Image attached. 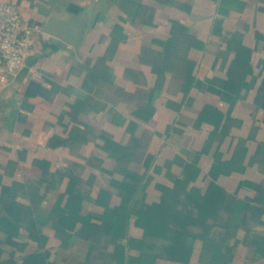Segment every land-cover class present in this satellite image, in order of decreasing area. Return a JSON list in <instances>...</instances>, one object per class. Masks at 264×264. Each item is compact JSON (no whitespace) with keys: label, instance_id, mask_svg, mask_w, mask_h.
Segmentation results:
<instances>
[{"label":"crops","instance_id":"crops-1","mask_svg":"<svg viewBox=\"0 0 264 264\" xmlns=\"http://www.w3.org/2000/svg\"><path fill=\"white\" fill-rule=\"evenodd\" d=\"M2 1L37 31L26 68L0 73V196L12 189L21 211L18 229L0 227V264H117L97 217L160 204L189 165L200 172L187 190L235 197L209 236L228 263L264 264V0ZM81 14L76 46L44 32ZM70 179L83 199L64 227ZM143 235L132 216L128 237ZM188 245V264L213 262L215 244Z\"/></svg>","mask_w":264,"mask_h":264},{"label":"trees","instance_id":"trees-1","mask_svg":"<svg viewBox=\"0 0 264 264\" xmlns=\"http://www.w3.org/2000/svg\"><path fill=\"white\" fill-rule=\"evenodd\" d=\"M199 172L198 167L187 166L183 178L177 181L175 188L165 190L161 203L144 205L139 215L135 216L125 207L110 209L106 206L105 213L97 218L108 229L111 241L115 244L113 256L117 264H152L161 257L188 264L193 251V247L188 245L190 237L215 244L211 264H218V262L229 264L228 254H224L221 247L209 236L214 228L223 224L219 221L220 213L234 210L235 197L217 184H212L204 195L194 187L187 190L190 182L196 180ZM117 185L123 191L135 193L136 188L133 186L129 187L124 182ZM66 192L70 194L69 204L65 209L60 210L57 207V210L61 212L59 222L64 227L68 226L70 219L77 213L75 202L83 199V195L74 189V181L72 182L71 179L63 195ZM102 193L104 191L100 190L97 199L99 203ZM14 196L12 189L3 191L0 196V227L8 231L19 228L18 220L21 211L10 200ZM9 202L12 203L11 206L5 204ZM4 211L9 216L1 215ZM94 216L85 217L84 229L94 228L91 226L94 224L92 223ZM132 216L136 219V225L144 229L141 239L128 237V221ZM191 226H200L203 231L192 233ZM124 238H129L130 248L137 247L140 250L138 255H125L126 247L118 243ZM31 264L44 263L31 260Z\"/></svg>","mask_w":264,"mask_h":264},{"label":"built area","instance_id":"built-area-1","mask_svg":"<svg viewBox=\"0 0 264 264\" xmlns=\"http://www.w3.org/2000/svg\"><path fill=\"white\" fill-rule=\"evenodd\" d=\"M0 73L17 75L32 55L37 29L13 2H0Z\"/></svg>","mask_w":264,"mask_h":264},{"label":"water","instance_id":"water-1","mask_svg":"<svg viewBox=\"0 0 264 264\" xmlns=\"http://www.w3.org/2000/svg\"><path fill=\"white\" fill-rule=\"evenodd\" d=\"M85 17L84 14L74 15L68 19L52 16L44 27V32L59 37L66 43L76 46L78 38L84 28Z\"/></svg>","mask_w":264,"mask_h":264}]
</instances>
